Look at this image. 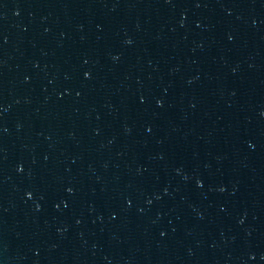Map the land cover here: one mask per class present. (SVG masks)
I'll return each mask as SVG.
<instances>
[{
  "label": "water",
  "instance_id": "obj_1",
  "mask_svg": "<svg viewBox=\"0 0 264 264\" xmlns=\"http://www.w3.org/2000/svg\"><path fill=\"white\" fill-rule=\"evenodd\" d=\"M0 264H264V0H0Z\"/></svg>",
  "mask_w": 264,
  "mask_h": 264
}]
</instances>
